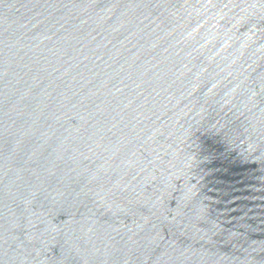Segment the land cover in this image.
<instances>
[{"label": "water", "instance_id": "obj_1", "mask_svg": "<svg viewBox=\"0 0 264 264\" xmlns=\"http://www.w3.org/2000/svg\"><path fill=\"white\" fill-rule=\"evenodd\" d=\"M0 264H264V0H0Z\"/></svg>", "mask_w": 264, "mask_h": 264}]
</instances>
